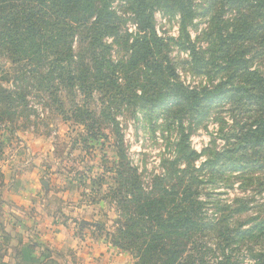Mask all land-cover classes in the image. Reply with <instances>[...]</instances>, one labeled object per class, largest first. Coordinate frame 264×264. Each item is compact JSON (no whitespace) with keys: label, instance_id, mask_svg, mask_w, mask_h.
<instances>
[{"label":"trees","instance_id":"trees-1","mask_svg":"<svg viewBox=\"0 0 264 264\" xmlns=\"http://www.w3.org/2000/svg\"><path fill=\"white\" fill-rule=\"evenodd\" d=\"M113 1L0 0V56L6 55L21 69L19 85L36 81L47 106L63 120L86 128L94 140L101 131L97 113L91 111L94 89L105 90V97L119 105L166 106L168 101L180 108L187 105L197 111V125L220 100L230 102L245 111L250 122L241 128L230 155L215 154L209 168L213 175L230 171L264 176V76L252 70V58L247 57L256 47L255 55H264V0H211L236 11L231 30L220 35L218 47L222 72L229 77L215 89L193 93L172 81L175 69L169 61V45L157 36L153 20L157 9L180 14L185 32L196 16L193 0H120L127 3L144 33L132 42L122 31L124 21L111 10ZM109 37L126 50L127 59L112 61L111 46L104 42ZM185 43L199 70H206L209 64L188 35ZM17 88L0 84V136L13 134V124L23 115L29 120L33 113ZM173 116L182 118V110ZM182 151L187 161L199 158L188 147ZM188 171L175 169L171 172L175 183L166 186L163 181L156 192L147 194L136 171L122 162L115 171L114 191L122 220L113 245L131 253L136 264H241L235 258L243 246L251 253L250 264H264V207L262 214L244 221L233 216L206 219L204 203L198 200L201 182ZM236 203L233 215L249 210L250 202Z\"/></svg>","mask_w":264,"mask_h":264},{"label":"rangeland","instance_id":"rangeland-1","mask_svg":"<svg viewBox=\"0 0 264 264\" xmlns=\"http://www.w3.org/2000/svg\"><path fill=\"white\" fill-rule=\"evenodd\" d=\"M193 4L196 16L186 25L185 32L180 14L172 15L157 9L153 15L157 36L169 45L168 57L175 69L172 81L180 83L191 93L215 89L228 80V73L222 72L218 47L220 35L231 30L236 15L234 9L218 7L211 0H193ZM111 10L124 21L122 31L130 35V42L144 35L126 2L113 1ZM186 35L200 57L209 64L206 70H199L192 51L186 48L189 46L185 43ZM104 42L111 46L110 58L113 62L128 58L126 50L113 38H105ZM256 49H251L247 57L252 58V70L264 76V55L256 56ZM20 71L6 55L0 56L1 86L18 87L17 91L26 97L28 108L33 111L29 120H26L28 116L23 115L13 124V134L8 132L0 136V182L1 167L11 160L15 151L31 149L36 143L38 153L44 159L41 164L45 167L43 180L52 184L54 193L71 190L72 197L76 198L73 205V198H69L65 205L56 203V208L50 207L51 211L61 212L65 207L63 209L68 215L61 218L62 225L73 227L78 240L92 257L103 254L107 261L103 264L137 262L131 253L118 249L112 242L122 220L114 192L118 186L115 171L122 162L136 171L141 187L147 194L156 192L163 181L166 186L175 183L176 178L171 176L175 169H189L190 175H198L201 182L198 200L204 203L203 215L206 219L233 216L244 221L263 213L262 172L247 175L227 171L223 175H213L209 168L208 161L215 154L233 151L241 128L250 122L248 114L230 102L220 100L209 110L203 123L197 125V111H191L187 105L182 104L180 108L171 101L166 106L152 102H147L145 107L141 106L143 104L128 105L127 102L119 105L118 100L105 97V90L94 89L91 111L97 113L98 127L101 129L99 137L94 140L86 128L63 120L53 108L47 106V100L35 88L36 81L19 85ZM119 77V83H124L123 77ZM138 93L142 94L141 90ZM148 100L151 101L150 97ZM16 103L20 105V99ZM18 110L25 113L23 108ZM179 110L183 112L182 118L173 116ZM106 115L109 117L106 118ZM183 146L197 153L199 158L193 161L184 159ZM239 200L250 202L249 210L233 215L231 210ZM2 210L12 213L10 206L0 205ZM10 221L12 226L18 220ZM3 226L5 222H0V239L3 238L4 243L19 237L11 234L12 230L11 233L6 232L7 226ZM246 247L243 246L242 251L236 253L239 258L235 260L238 259L241 264L251 263V253Z\"/></svg>","mask_w":264,"mask_h":264},{"label":"crops","instance_id":"crops-1","mask_svg":"<svg viewBox=\"0 0 264 264\" xmlns=\"http://www.w3.org/2000/svg\"><path fill=\"white\" fill-rule=\"evenodd\" d=\"M38 150L36 143H33L31 149L22 150L24 152L16 150L11 160L1 167L0 205L10 206L12 213L0 211V222H5V226L9 224L7 228L3 226L6 232L11 233L12 230L11 234L15 233L19 237L12 238L10 243L0 239V256L3 257L0 264L107 262L103 254L92 257L90 251L78 240L73 227L62 225L61 218L68 215L64 206L62 213L51 211L50 207L56 208V203L65 205L66 200L73 198V195L71 190L54 193L52 184L43 180L45 167L41 164L44 159ZM75 199H72V205ZM13 219L18 221L10 226V220Z\"/></svg>","mask_w":264,"mask_h":264}]
</instances>
